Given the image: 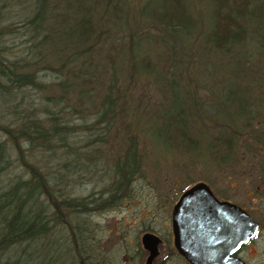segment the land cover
Here are the masks:
<instances>
[{
	"label": "trees",
	"instance_id": "trees-1",
	"mask_svg": "<svg viewBox=\"0 0 264 264\" xmlns=\"http://www.w3.org/2000/svg\"><path fill=\"white\" fill-rule=\"evenodd\" d=\"M186 1L159 0L143 12L175 36L192 33L197 23ZM212 3L211 30L205 37L218 54H236L241 60V54L248 59L250 50L258 53L264 48V0ZM118 4V0H0V264H88L96 257L97 246L88 218L96 210L124 202L135 177L144 173L139 139L126 114L128 98L114 66L102 95V86L97 91L91 84L92 60L101 44L110 41L109 22L111 16L120 17ZM17 17L22 18L19 23L14 21ZM139 25L130 28L131 77L138 67L134 37L158 32ZM164 80L173 93L167 111L171 121L183 140L197 145L200 141L187 133V112L177 83L166 76ZM58 89V96L50 93ZM239 91L247 95L240 88L230 90L225 100H235ZM247 100L232 105L237 118L255 105ZM219 121L225 127L214 139L226 148L221 158L227 160L241 128L236 121ZM254 138L264 142V132H256ZM108 145L110 159L104 149ZM101 172L107 178L100 190L78 193L92 179L101 183Z\"/></svg>",
	"mask_w": 264,
	"mask_h": 264
},
{
	"label": "rangeland",
	"instance_id": "rangeland-1",
	"mask_svg": "<svg viewBox=\"0 0 264 264\" xmlns=\"http://www.w3.org/2000/svg\"><path fill=\"white\" fill-rule=\"evenodd\" d=\"M118 1L120 17L111 16L109 25L113 34L109 36L108 43L101 44L102 50L92 60L95 78L91 84L97 91L102 86L99 93L102 95L113 71L119 85L124 86L128 98L126 114L128 120L131 119V132L136 130L139 139L144 173L135 177L132 192L124 198V202L110 209L96 210L88 218L94 225L92 233L97 239L96 257L91 262L88 260V264H145L147 253L141 236L150 231L164 238L159 246L161 255L154 260L155 264H187L177 253L166 257L169 242L165 237L173 244L168 230L170 209L181 189L190 181H202L215 187L216 191L227 187L228 193L233 194L239 193L244 185L251 188L254 184H264V142L254 138L256 132H264V48L258 53H255L257 50L254 53L250 50L248 59L241 54L242 59L239 60L236 54L221 55L208 45L205 32L211 30L212 0L186 1L197 26L192 33L183 31L180 36H175L152 20L150 13L143 12V9L150 10L159 0ZM137 13L139 17L135 18ZM14 19L17 22L22 20L19 17ZM135 23H139L138 27L142 29L152 26L158 32L134 37L138 42L132 44L138 67L134 73L136 76L132 73V79L128 63L129 37L130 28ZM262 33L264 35V30ZM255 48V45L252 46V49ZM141 62L144 64L139 67ZM88 64L87 61L84 63L87 67ZM144 65L150 69H144ZM164 76L178 85L177 90L187 112V133L196 143L200 141L197 145L183 140L178 125L168 115L173 93ZM239 88L247 95L239 91L235 100H225L230 90ZM56 91L50 93L58 96L56 93L61 91ZM247 99L255 105L250 106V111L244 116L237 118L236 108L232 105ZM219 120L232 124L237 122L241 128L227 160L221 158V155H226V148L214 139L224 126ZM168 123L173 126L167 128ZM122 132L119 136L123 135ZM126 140L123 138L124 147ZM109 146L104 149L110 159L112 150ZM106 178L107 173L99 184L92 179L78 193L85 195L95 189L100 190ZM233 183L237 187L230 188L229 184ZM234 196L241 200L240 196Z\"/></svg>",
	"mask_w": 264,
	"mask_h": 264
},
{
	"label": "water",
	"instance_id": "water-1",
	"mask_svg": "<svg viewBox=\"0 0 264 264\" xmlns=\"http://www.w3.org/2000/svg\"><path fill=\"white\" fill-rule=\"evenodd\" d=\"M171 220L174 246L191 264H245L231 253L257 229L251 216H246L239 206L219 200L202 181L180 193L172 207ZM214 232L216 236L222 232V236L214 238ZM141 243L149 253L145 264H153L152 260L159 254L160 238L146 232Z\"/></svg>",
	"mask_w": 264,
	"mask_h": 264
},
{
	"label": "flooded vegetation",
	"instance_id": "flooded-vegetation-1",
	"mask_svg": "<svg viewBox=\"0 0 264 264\" xmlns=\"http://www.w3.org/2000/svg\"><path fill=\"white\" fill-rule=\"evenodd\" d=\"M264 172V170H263ZM263 181V180H262ZM192 185V184H191ZM230 188L237 187V185L229 184ZM212 189V192L215 197H217L219 200L223 201L225 200L228 203L235 204L236 206H239L244 212H246V216H251L256 223L257 229L255 233L252 236L246 237V240L243 242H240V244L236 247V250L231 253V256H237L239 259L245 262V264H264V184H254L251 188L249 186L244 185L239 189V193H228V188L223 187L221 191H216V188L210 187ZM186 190V189H185ZM185 190L181 191L184 192ZM180 192V193H181ZM180 193L177 195L176 202L178 201V197L180 196ZM234 195L240 196L241 200L236 199ZM175 202V203H176ZM174 205V203H173ZM171 206V213H172V207ZM248 220V217H246ZM246 222V219L245 221ZM173 221L171 220V214H170V225H168V230L171 232L170 239L173 241V244L169 241L168 237H165L166 242H169V246L166 249V257L172 255V253H177L179 257L185 261L187 264H191L188 262L184 254L179 252L175 248V241H174V231L172 229ZM245 224V223H244ZM241 229V226H239ZM222 232H214L213 237L218 238L221 237ZM160 238V245H162V241H164L163 236L157 234ZM168 245V244H167ZM159 246H158V255L152 260V263H154V260L161 255V252H159ZM173 249V251H172ZM145 250V249H144ZM147 253V257L149 256V253L147 250H145ZM172 251V252H171ZM146 257V258H147ZM146 261V259H145Z\"/></svg>",
	"mask_w": 264,
	"mask_h": 264
}]
</instances>
